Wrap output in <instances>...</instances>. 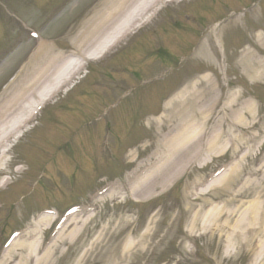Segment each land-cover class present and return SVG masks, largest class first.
Segmentation results:
<instances>
[{
	"label": "rangeland",
	"instance_id": "1",
	"mask_svg": "<svg viewBox=\"0 0 264 264\" xmlns=\"http://www.w3.org/2000/svg\"><path fill=\"white\" fill-rule=\"evenodd\" d=\"M77 1V4L75 3L69 6V4L74 3L75 0H0V21L8 26V24H10V18L13 17L21 22H25L29 27L40 31L43 26V21L49 18L55 10L63 9V15L56 19L57 22L66 19L64 25H68L72 23L78 24L81 22L80 18L86 20L98 9L102 12L109 5L108 3L104 5L102 3L103 0ZM260 2L261 0H251L250 3L259 5ZM214 4L215 2H213V0H191L190 2L185 1L177 4H166L168 7L164 5L163 10L159 12V14H155L153 16L154 18L150 19L143 28L131 36L133 39L128 42L134 43L135 46L133 45L129 48L130 51L128 50L129 52L126 53L127 55L117 59H112L113 57L111 56L102 63H91V71L89 74L91 78L88 83L86 81L83 83L81 82L84 86L81 88L82 90H79L84 91L86 87H89L88 91L92 92L91 95L82 94L76 97L71 108L62 109L57 107V104L52 105L54 111H62L59 112L62 113V116L60 115L54 120L60 121L61 126H76L79 123L85 124L87 119L96 117L105 108V104L109 105L117 102L119 98H121V94H126L127 98H124L126 99L125 103L119 104L117 107L108 110L106 114L109 119L112 120L116 133V135L109 140L110 146L106 144L105 139H101V137L97 136L99 135V127L102 131L101 125H103V123H99L100 126L97 127L98 122L96 121L97 123L91 124L95 129L93 130L97 137L95 140H91L87 136L85 137V135L82 136L84 134L83 132L79 133V135L82 134V137L80 136L74 140L82 151V157L78 156L73 159L69 158L68 160L63 156L55 158V156L51 154V148L47 149V153L40 154L37 147H50L52 144L51 142L55 139L64 141L65 138L63 139L62 133L65 132L63 129V132L56 130L52 124L53 121L44 122L47 126L41 133H39V128L37 126L34 128V125L37 124L36 121L30 123L29 126H33H31L24 137L10 150L9 158L11 159L7 166V172L11 174L12 182L8 187H0V223L5 222V217H7L9 213L7 209L11 207L13 210H11L12 213L10 214L11 221L16 223L14 228L20 227L24 223H31V221L32 224L36 222L38 224L35 226L37 229L35 232L38 236L45 224L44 220H40L41 217L36 218L34 215L30 216L29 213L27 214V211H36L41 203H43V206H52L56 203L62 210L75 200H77V202H86L88 190L94 185L106 181L109 177H114L115 181L120 183L125 182L130 172L136 168L139 163L146 162L155 153L156 149L160 148L159 143L160 139L164 136V132L173 126L171 117H167L165 112L162 113L161 107L159 109L154 108L153 111L161 112L162 115H164V117L160 119V121L164 123L160 122L159 124L157 120L159 116H151L149 114L152 107H154L153 101L157 99L150 95L154 96V94H157L160 96V92L162 91L161 95L168 96L170 92L169 88L175 86L179 79L181 81L180 84H184L185 80H189L185 83L189 85L194 82L192 81L195 77L194 75L200 74L198 72L205 69L209 71L199 75L200 85L204 86L205 82H203L202 76L207 74L214 81L215 89L213 91L216 93L222 92V97L220 98L218 96L216 106L212 110L213 117L217 115V111L224 107L223 104L221 105L223 100H225L224 98L229 99L231 94L237 93V86L239 85L256 95L261 93L264 99V78L258 81H255L256 79H250V82H248V79L241 75L243 73L240 71H245V67L237 62L238 57L233 61L230 60L229 65H227L221 50L222 46L216 43V37L212 32L211 25L203 30L199 40V46L203 45L204 48L206 46L205 52L213 55L212 62L203 57L204 53L201 54L199 50L201 46L200 48L197 46V49L193 50L191 55L186 56L182 60V63L174 69V72H170L171 69L169 68V64L153 59L155 56H152V58L148 60H144L142 63H138L143 54H151L154 52L153 49L159 46L168 47L172 52L171 54L182 53L183 51L186 52L185 54H188L192 48V41L189 40V38L191 36L195 38L194 33L197 29H200V27L197 23L191 22L192 20L187 21L183 18V15L177 11L187 7L188 11L196 10L199 12V7H205V11L208 12L216 7ZM86 6L89 8L88 13H85ZM227 6L230 10L237 11V9H244L246 4L241 6L240 1H233ZM228 8L225 7L222 9L226 10ZM219 14H223V12ZM208 17H210L208 18L209 21L218 19V16L211 17L209 15ZM181 23H189L191 26L183 27L184 29L181 30ZM236 25L240 26L239 24ZM154 27H158L157 31L151 32ZM3 31H5L4 28ZM1 33L2 29H0V34ZM7 34H9L8 37L14 36V29H9ZM261 34L264 42V33ZM129 37L130 35H128V38ZM1 39L2 37H0V41ZM231 41L232 38H230L227 45V47L230 48L228 51L235 52L236 50L232 47ZM248 41L250 44L245 46L244 50L236 51L238 53L237 56L247 54L248 50H250L256 53L258 57L264 59V49L257 47L259 49L258 51L253 47V45H257L254 33L248 35ZM243 43L244 41L242 38L233 39V44L237 49L242 47ZM12 46L13 43L6 39L3 43L0 42V54L10 50ZM31 56H33V52L29 53L26 51L24 54L21 50H17L15 53H11L7 62L5 61V63L0 66V88L7 81V83L3 85L4 89L0 92V100L8 93H10V98L17 94V91L15 93L12 91L16 90L18 84L17 78L21 79V77L26 74L24 66H27L28 58H31ZM21 60L24 61V63H20ZM118 65L122 66L116 69H124L123 73L118 72L119 70L113 71L112 66ZM3 67L7 68L6 71L9 72L4 77H2L4 72L2 71ZM32 70L33 67L28 69V71ZM136 70L143 71L144 74L142 77L145 80L155 77L154 73L160 75V77H158V79L154 78L153 82L150 81L151 84L146 83V81L139 82L132 79L133 75H131V73ZM51 72L52 69H49L47 71L48 75H50ZM106 72L109 74H105ZM244 73H246V71ZM38 78L44 79L43 77ZM36 85L37 83L34 82L31 84L32 87ZM246 90L242 89L241 95L245 96L247 94ZM27 95L28 92H25V96ZM241 98L242 97L234 101L232 105L230 104L231 106L229 105L222 110L225 111L226 109L227 112L234 109V111H236L235 109H237L242 102ZM160 100L161 102L163 101V99H159L158 102H160ZM263 109L264 105H262L260 109L261 113L264 112ZM135 115L136 119L134 118ZM48 116H50V114ZM219 116L222 117L221 115ZM255 119V122L254 120L251 122L249 131L242 134L241 131L240 133H236L235 131L232 132V127L229 123L225 122L226 120L216 121V118H210L205 129L209 134H212V136L219 134L221 137L219 145L213 147H216L217 150L228 149L229 152L220 159L214 158L209 167L196 168L190 172L181 188L170 192L166 196H161L158 199V201L162 200V205L155 212L152 211V208L155 207L156 203L150 206L143 205L146 201L161 195L167 187L162 191L158 189L154 195L146 196L138 202L127 193L118 196L113 195L112 197L110 195L108 197L106 196L99 202L98 211H96L94 215L89 216L88 213H83L76 216L78 218V225L84 223L77 233L74 230L78 226L68 229L69 231L59 236V239L48 251V254L46 253L42 257L35 254L36 256L33 258L28 256L29 261L31 264H108L111 259L112 264H128L126 259L123 260L119 257V241L124 232L127 233L126 230H130L135 226L137 236H140L144 232L145 226L148 224L150 227L154 226V229H152L153 232L155 231L152 236L153 240H158L161 237V233L168 229L171 222H173L178 215L172 224L171 230L167 233L168 238L164 243L163 249L160 250V247L149 256L146 255L143 258H136L133 264H162L164 260H171V264H173V262L180 259V257L183 258L180 264H197L187 259L186 253L180 255V247L177 246L178 240L186 236L183 229L187 227L190 216L188 211L185 210L186 197L188 201L197 198L199 203L203 198H212V200H216L212 196L214 194L220 196L221 199H228L233 196L236 191L248 189V193H244L242 197V203L238 205L243 206V204L252 203L253 200L256 198L258 200L259 198L258 201H261L262 209L264 208L263 155L262 158L259 159L260 154H263V148L261 147L264 144V115L259 116V119ZM103 149H105L106 153L104 155L106 156H111L110 150L112 149L114 157L116 156L115 153L118 154V159L112 162L94 163L91 158L92 155H102L104 153ZM246 149L247 153L242 155V151ZM61 150L69 154H72L73 151L77 152V149H73L71 144L62 145ZM39 157L41 160H39ZM226 157L235 159V163L233 164V169L229 172L225 184L220 185L212 191L196 189V187L194 190L193 185L203 180L207 170L219 164ZM46 159H48V161H45ZM71 160L75 161L69 162ZM185 160L186 157L184 158V161ZM15 165H20L23 169L20 172H16L17 167L14 168ZM57 176H59V178L54 183V177ZM68 176L70 178H68ZM38 177L41 178V182H36L34 188V190L36 189L35 194L26 197L32 190V187L27 190V193L22 190H26L29 185L32 186L33 180ZM191 191L195 192V194ZM19 192L22 195L21 199L23 203L25 205L27 204V210H24V206L21 205L20 201H16L15 199L18 198L17 194ZM32 200L34 202H32ZM38 200L42 202L37 203ZM214 203H218V199ZM177 205L179 206L177 207ZM228 206L233 210L232 222L238 220L241 211H234L235 206L233 204L228 203ZM241 209H243V207H241ZM150 215H152L151 219H149ZM30 232L31 234L34 233L32 229H30ZM171 238L174 239L171 240ZM159 252H161L160 255L158 254ZM17 253L18 252H15L12 255L15 260L18 258ZM241 256L242 264L248 262L250 259L249 252H246V250L242 252ZM260 260L259 264H264V256H261Z\"/></svg>",
	"mask_w": 264,
	"mask_h": 264
},
{
	"label": "bare ground",
	"instance_id": "2",
	"mask_svg": "<svg viewBox=\"0 0 264 264\" xmlns=\"http://www.w3.org/2000/svg\"><path fill=\"white\" fill-rule=\"evenodd\" d=\"M165 1L166 0H116L115 2V0H111L112 3H110V5L112 6V11L111 13H109L110 15L108 14L102 20L101 18L96 17L95 19L90 20L88 23L86 42L89 45V50H92V43H95L96 41H102V39L100 40L99 35L97 33L100 34L104 31L108 32L109 25H113L112 27H110V31H112L111 33H115L116 40H118V38L122 37V30L136 26L141 21L144 14L149 11H152L159 2L163 3ZM139 13L141 14L137 16ZM104 14L105 13H102V16ZM125 22H128V24H125ZM109 35L110 33L106 34V36ZM250 71L255 77H260L262 74H264V66L257 67V65L251 63ZM61 72L62 71L60 69L57 72L54 71L53 73H55V77L52 78L51 76L53 73H51L49 77L38 83L35 87H30V85H28L30 81L25 82L24 87L19 91L18 94H16L17 96L15 95L13 98L6 99L5 102H3L2 105L4 106L0 109V174L3 172V165L6 164L5 158L7 157V142L22 128L23 125L27 123V121H30L33 118V114L31 113L30 109L31 107H33V109L35 108L34 101L30 97H23L21 95V92L23 90L28 91L29 89H31L34 91V93L36 91L40 92V95L32 93L36 99L35 103L39 102L40 100H45L48 96L52 95L53 86L57 83V80L62 76ZM54 78L56 80H54ZM47 91L49 94L45 95ZM213 102L214 96H210L205 99L204 92L194 90L190 95L187 96V99H184L183 109L186 110L187 113L192 114V111L189 108L193 107L201 115H206L208 110H211ZM21 112L23 113V115L26 114V118H22L23 116H20ZM181 132L182 131H179L176 135H173L174 137L169 140V143H174V139H177V135H179ZM191 138L192 135H184L182 143L179 145L177 150L172 149L170 151L168 159L163 160L165 154L159 152V156L156 160L158 161V163L146 173H144L131 187V192H133V195L135 197H144L154 192L157 187L164 184L167 175V169L170 163L169 160L175 157L178 152H182L184 148H186L190 143ZM216 139L217 138L213 140L215 143H217ZM169 143L163 145L166 146L164 149L169 147ZM171 147L172 145H170V148ZM173 162H175V160ZM177 171L178 170H176L175 173ZM169 180H167V182ZM6 182L7 181H5V184ZM244 193H247V191L244 190ZM259 197L261 196L259 195ZM259 204L260 203L258 202V200H253L252 203L246 205L244 207L245 209L243 210L245 212V217L248 219L247 221L249 222L245 225L244 229H246L247 225H251L253 227L249 228V234L252 235L251 241L249 240V238L247 239L248 235L246 233L240 232L239 234V236H241L245 242H248L251 246H257L255 249L257 251V254H260L262 245H264V218L262 213H260V215L258 216L260 210ZM224 209L225 208L223 207L221 209L206 210L205 215L211 213V215L215 214L216 216H218L223 212ZM200 217L201 211H196L193 218V224H191L190 226L192 230L195 229L194 227L197 228L198 225H201L200 223H198ZM202 220L204 221L205 217H203ZM223 221L224 223L221 225V227H223L224 225H228V227L234 229V226L241 225V222L239 221H235L234 225H230L229 218H225ZM220 224L221 223L216 224L214 228L218 229L220 227ZM201 228L202 230L207 229V227H203L202 225ZM259 234H261L262 236L261 239L258 238ZM148 245L149 243H147V241L143 242L142 240L131 239L125 240L120 245L121 255L124 256L126 253L129 252L127 256L130 257L132 253V248L140 246L141 248L146 249ZM4 256V259H6L8 254H5ZM256 262L257 261H255V263Z\"/></svg>",
	"mask_w": 264,
	"mask_h": 264
}]
</instances>
